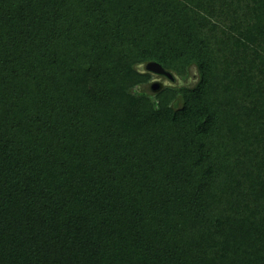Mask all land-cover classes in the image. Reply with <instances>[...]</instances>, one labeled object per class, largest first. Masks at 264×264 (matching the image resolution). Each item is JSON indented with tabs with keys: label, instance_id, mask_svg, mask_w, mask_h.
<instances>
[{
	"label": "trees",
	"instance_id": "obj_1",
	"mask_svg": "<svg viewBox=\"0 0 264 264\" xmlns=\"http://www.w3.org/2000/svg\"><path fill=\"white\" fill-rule=\"evenodd\" d=\"M0 264H264V0H0Z\"/></svg>",
	"mask_w": 264,
	"mask_h": 264
},
{
	"label": "water",
	"instance_id": "obj_2",
	"mask_svg": "<svg viewBox=\"0 0 264 264\" xmlns=\"http://www.w3.org/2000/svg\"><path fill=\"white\" fill-rule=\"evenodd\" d=\"M145 70L150 72L153 75H158L165 77L167 80H173L174 75L172 72L164 69L159 63L155 61H149L145 64ZM163 86L162 82H153L151 83V89L153 91L159 90Z\"/></svg>",
	"mask_w": 264,
	"mask_h": 264
},
{
	"label": "rangeland",
	"instance_id": "obj_3",
	"mask_svg": "<svg viewBox=\"0 0 264 264\" xmlns=\"http://www.w3.org/2000/svg\"><path fill=\"white\" fill-rule=\"evenodd\" d=\"M153 78H155V75L152 74V79H151V81H150V86H151V82H152ZM188 79H189V80H188ZM159 80H160V79H159ZM194 80H195V73H194V71H192V72L189 74V76H188L186 82H187V83L189 82L190 84H192ZM160 81H161L162 83H165L167 80L163 78V79H161ZM163 81H165V82H163ZM181 83H182V82H181Z\"/></svg>",
	"mask_w": 264,
	"mask_h": 264
},
{
	"label": "flooded vegetation",
	"instance_id": "obj_4",
	"mask_svg": "<svg viewBox=\"0 0 264 264\" xmlns=\"http://www.w3.org/2000/svg\"><path fill=\"white\" fill-rule=\"evenodd\" d=\"M166 79L165 77H162V76H158V75H155V78H153V80H152V82L151 83H153V82H161L160 80L161 79ZM160 79V80H159ZM167 80V79H166ZM173 80H174V78H173ZM173 80H170V81H173ZM170 81H166V82H170ZM163 82H165V81H163Z\"/></svg>",
	"mask_w": 264,
	"mask_h": 264
}]
</instances>
